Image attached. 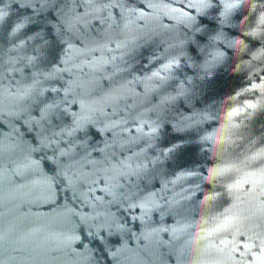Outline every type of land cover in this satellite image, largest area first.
Returning <instances> with one entry per match:
<instances>
[{"label": "water", "instance_id": "1", "mask_svg": "<svg viewBox=\"0 0 264 264\" xmlns=\"http://www.w3.org/2000/svg\"><path fill=\"white\" fill-rule=\"evenodd\" d=\"M207 3L0 0V264H264V0Z\"/></svg>", "mask_w": 264, "mask_h": 264}, {"label": "snow or ice", "instance_id": "2", "mask_svg": "<svg viewBox=\"0 0 264 264\" xmlns=\"http://www.w3.org/2000/svg\"><path fill=\"white\" fill-rule=\"evenodd\" d=\"M239 2L243 3V0H239ZM202 4L204 7L210 6L207 3V0H202ZM191 7H195V5H191ZM224 7H225V12L221 13V15L227 17L228 10L238 7V4H224ZM259 8L264 9V4H260ZM249 9H251L253 11V13H255L257 11V5L252 4V3L245 4V12H247ZM4 15H7V13H0V18H3ZM241 15L243 16L244 13H242ZM253 18H255V17H253ZM261 22L264 23V15L261 16ZM21 27H23L22 24L17 25L16 29L18 30ZM249 35H251V34H249ZM219 56L222 58L224 56V53H219ZM247 91H249V89L246 88L245 92H247ZM237 95H239V93H237ZM232 99H235V97H233ZM53 107H56V106H53ZM252 107H254V105H252V104L248 105V108H252ZM233 111H236V109H233Z\"/></svg>", "mask_w": 264, "mask_h": 264}]
</instances>
